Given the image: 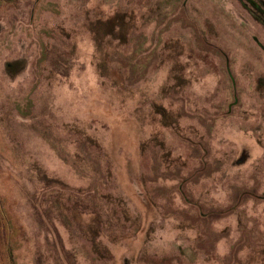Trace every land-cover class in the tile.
Listing matches in <instances>:
<instances>
[{
	"label": "rangeland",
	"instance_id": "1",
	"mask_svg": "<svg viewBox=\"0 0 264 264\" xmlns=\"http://www.w3.org/2000/svg\"><path fill=\"white\" fill-rule=\"evenodd\" d=\"M0 264H264L239 0L0 1Z\"/></svg>",
	"mask_w": 264,
	"mask_h": 264
},
{
	"label": "crops",
	"instance_id": "2",
	"mask_svg": "<svg viewBox=\"0 0 264 264\" xmlns=\"http://www.w3.org/2000/svg\"><path fill=\"white\" fill-rule=\"evenodd\" d=\"M239 3L249 15H252L259 23H261L264 26V17H262V15H264V9H263L264 0L263 1H249L250 4L245 3L244 0H239ZM249 5L252 6V8H250Z\"/></svg>",
	"mask_w": 264,
	"mask_h": 264
},
{
	"label": "trees",
	"instance_id": "3",
	"mask_svg": "<svg viewBox=\"0 0 264 264\" xmlns=\"http://www.w3.org/2000/svg\"><path fill=\"white\" fill-rule=\"evenodd\" d=\"M1 1V0H0ZM8 229V227L6 226V224H4V223H2V230H3V232H4V238H5V243H4V248H5V250H7V252L9 253L10 252V250H9V245H8V235H9V233H8V231H7V233H6V230Z\"/></svg>",
	"mask_w": 264,
	"mask_h": 264
}]
</instances>
